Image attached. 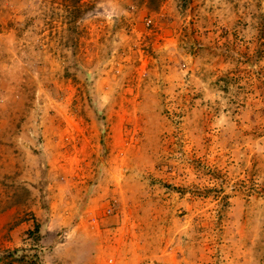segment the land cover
Returning a JSON list of instances; mask_svg holds the SVG:
<instances>
[{
	"label": "rangeland",
	"instance_id": "1",
	"mask_svg": "<svg viewBox=\"0 0 264 264\" xmlns=\"http://www.w3.org/2000/svg\"><path fill=\"white\" fill-rule=\"evenodd\" d=\"M0 264H264V0H0Z\"/></svg>",
	"mask_w": 264,
	"mask_h": 264
},
{
	"label": "built area",
	"instance_id": "2",
	"mask_svg": "<svg viewBox=\"0 0 264 264\" xmlns=\"http://www.w3.org/2000/svg\"><path fill=\"white\" fill-rule=\"evenodd\" d=\"M12 253H13V251H8V252H7L8 255H10V254H12ZM10 256H12V255H10Z\"/></svg>",
	"mask_w": 264,
	"mask_h": 264
},
{
	"label": "trees",
	"instance_id": "3",
	"mask_svg": "<svg viewBox=\"0 0 264 264\" xmlns=\"http://www.w3.org/2000/svg\"><path fill=\"white\" fill-rule=\"evenodd\" d=\"M10 255H15V253H12V254H10Z\"/></svg>",
	"mask_w": 264,
	"mask_h": 264
}]
</instances>
